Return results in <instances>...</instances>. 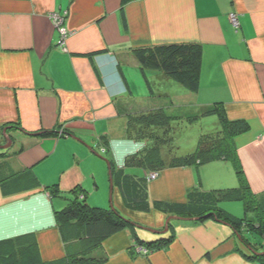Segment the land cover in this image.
I'll return each instance as SVG.
<instances>
[{"label":"crops","instance_id":"0c3cea01","mask_svg":"<svg viewBox=\"0 0 264 264\" xmlns=\"http://www.w3.org/2000/svg\"><path fill=\"white\" fill-rule=\"evenodd\" d=\"M231 12L241 16L239 29L230 23ZM53 14L63 18L64 39ZM170 44L202 47L197 92L159 71L142 73L134 51ZM158 81L167 88L160 95L169 99L165 105L175 107V100L206 111L223 103L230 119L249 121V132L236 138L238 154L253 193L264 194V0H0V182L6 181L0 184V242L36 243L43 263L64 259L71 228L57 214L78 187L90 206L113 207L145 228L137 232L143 241L157 240L148 230L164 231L175 217L169 224L175 240L167 249L139 255L131 233L120 231L95 253L104 264H255L230 226L199 224L157 207H185L193 197L237 188L233 165L166 168L151 182L145 169L126 165L146 146L129 139L128 118L158 107ZM6 128L11 143L3 138ZM105 148L119 172L114 176ZM30 176L39 187L7 193L15 179ZM122 186L149 209L129 204ZM222 204L236 216L234 205ZM246 238L264 248V240Z\"/></svg>","mask_w":264,"mask_h":264},{"label":"trees","instance_id":"16d2710c","mask_svg":"<svg viewBox=\"0 0 264 264\" xmlns=\"http://www.w3.org/2000/svg\"><path fill=\"white\" fill-rule=\"evenodd\" d=\"M123 23L126 28L125 19ZM134 54L144 75L146 70H156L181 83L192 92L199 90L203 61V49L200 45L170 44L139 48L134 51ZM170 108H173L170 104L159 105L128 118L127 135L129 139L144 143L146 146L139 154L129 156L126 165L141 167L147 172H160L166 168L201 166L217 161L233 165L239 180L237 188L213 191L195 199L193 197L188 205H184L185 207L170 204H158L157 207L166 213L177 210L181 218L195 217L199 224L207 221L227 223L240 242L249 251L251 250V254H244L245 258L255 264H264L262 244H252L246 238V235L251 234L264 240V194L253 193L241 165L236 144L237 137L249 132L251 128L249 121L230 119L223 103L214 104L203 113L205 116H216L217 122L214 130L199 136L193 152L178 156L174 150L170 149V145L173 142L171 136L173 121L180 117L170 116L168 114ZM196 118H198L197 115H192L187 120L193 124ZM41 135L48 137L53 133L43 132ZM105 151L104 159L109 163L111 176H114L119 172H116L113 163L107 160L106 148ZM30 178L31 181L25 177L15 179L10 186V192L7 191V193L16 192V190L28 191L40 186L35 177L30 176ZM5 182L2 181L0 184H5ZM50 189L54 195L59 193L57 186ZM121 190L125 200L130 202L129 204L137 205V208L141 210L149 209V204L144 200L128 196L123 186ZM72 194L73 198L69 200L67 207L57 214L59 223L72 229L64 235L67 243V256L64 259L43 263L36 243L19 244L15 240H7L0 242V264H104L106 258H99L95 256V253L101 248L104 240L125 230L131 233L137 247L147 251V256L167 249L175 240V236L171 235L170 231L166 234L161 231L157 240L143 241L137 234L142 227L122 216L113 207L90 206L86 195L78 187L73 190ZM232 202L243 204L244 218L236 217L222 209V203Z\"/></svg>","mask_w":264,"mask_h":264},{"label":"rangeland","instance_id":"374dc122","mask_svg":"<svg viewBox=\"0 0 264 264\" xmlns=\"http://www.w3.org/2000/svg\"><path fill=\"white\" fill-rule=\"evenodd\" d=\"M141 75H139L141 85L145 89H147V91H150L144 80L143 75L142 76ZM173 81H174L173 83L175 84L177 83L176 85H178L179 88L185 89V91H188L184 85H182L181 83L175 80ZM134 88H135L134 90H135L136 95L142 92L137 84L134 86ZM154 89L156 90V93L159 96L162 94V92L166 93V90H167V88L165 87V84L161 83L160 81H158V84L156 83L154 85ZM177 93H174V94L177 95ZM166 100H169V99H166ZM166 100L160 96V98H158L157 100L158 106L163 105V104L165 105L167 102ZM181 101L182 100L180 99V102ZM140 102H143V101H140ZM173 104L175 105V107L170 108L168 110V114L170 116L180 117V118L179 119L175 118L172 124L173 131H172L171 136L173 137V142L170 145L171 146L170 149L174 150V152L178 156H184L195 150L197 146V141L201 134H205L206 132L210 130L211 131L214 130L215 124L217 122V118L216 116L203 115L204 111L199 109L198 106H188V104L182 105L184 103H176L175 100H173ZM143 108L144 107L140 108V110H144ZM193 114L195 116L197 115L198 118H196L195 119L196 121H194V123L192 124L188 122L187 118L192 116ZM231 204L234 205L231 207L232 209L231 212L235 214L236 216H238L239 218H244L245 210H244L243 204L241 202H232ZM221 223L224 225H228L225 222H221Z\"/></svg>","mask_w":264,"mask_h":264},{"label":"built area","instance_id":"2783aa9c","mask_svg":"<svg viewBox=\"0 0 264 264\" xmlns=\"http://www.w3.org/2000/svg\"><path fill=\"white\" fill-rule=\"evenodd\" d=\"M52 17H53V19L55 21V25L57 26V28L59 29V31H60V33L62 35V39H64L65 36H66V29L64 28L63 18L60 17L57 14H53ZM229 20H230L231 25L235 29H239L240 28V26H241V16L238 13H236V12L229 13ZM102 152L105 153L106 152L105 149H103ZM146 177H147L149 182L155 181L157 179V177H158V173L157 172H149L146 175ZM145 253H146V251H145Z\"/></svg>","mask_w":264,"mask_h":264},{"label":"water","instance_id":"95a60500","mask_svg":"<svg viewBox=\"0 0 264 264\" xmlns=\"http://www.w3.org/2000/svg\"><path fill=\"white\" fill-rule=\"evenodd\" d=\"M8 130H9L8 128L4 129L2 135H3V138H4L5 140H7L8 142L11 143V138H10V136H9V131H8ZM8 144H9V143H8ZM0 148H3V147L0 146ZM6 148H7V146H6ZM111 181H112V178H111ZM111 184H112V183H111ZM112 186H113V184H112ZM174 218H175V217H170V218H168L167 223H166L165 230H164V232H162L163 234L168 233V231H169V224H170V221H171L172 219H174ZM144 229H145V228H144ZM147 230H148V229H147ZM148 231H151V232H153V233H157V234L160 233V232H158V231H153V230H148Z\"/></svg>","mask_w":264,"mask_h":264},{"label":"clouds","instance_id":"9594fccd","mask_svg":"<svg viewBox=\"0 0 264 264\" xmlns=\"http://www.w3.org/2000/svg\"><path fill=\"white\" fill-rule=\"evenodd\" d=\"M102 150H103V149H102ZM148 173H149V172H148ZM148 173H147V174H148ZM157 173H158V175H159V172H157ZM145 251H146V250H144V249L141 248V251H139V254H141V255H143V256H147V251H146V253H145Z\"/></svg>","mask_w":264,"mask_h":264}]
</instances>
